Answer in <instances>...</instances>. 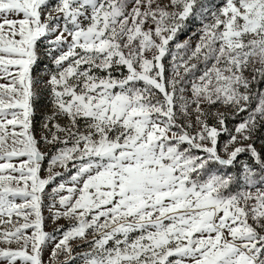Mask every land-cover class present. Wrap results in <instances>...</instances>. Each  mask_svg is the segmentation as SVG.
I'll return each instance as SVG.
<instances>
[{
  "label": "snow or ice",
  "instance_id": "obj_1",
  "mask_svg": "<svg viewBox=\"0 0 264 264\" xmlns=\"http://www.w3.org/2000/svg\"><path fill=\"white\" fill-rule=\"evenodd\" d=\"M0 264H264V0H0Z\"/></svg>",
  "mask_w": 264,
  "mask_h": 264
},
{
  "label": "rangeland",
  "instance_id": "obj_2",
  "mask_svg": "<svg viewBox=\"0 0 264 264\" xmlns=\"http://www.w3.org/2000/svg\"><path fill=\"white\" fill-rule=\"evenodd\" d=\"M197 26H198V25H195V24L190 25L188 31L185 32V33H183V34H181L180 37H179V39H180L181 41L184 40V39H187V38L189 37L190 33H191L192 31H194V29H195ZM191 39H192V43L194 44L195 41H196V39H197V37L193 36ZM239 159H244V156L239 157ZM45 215H47V212H45ZM51 227H52L51 224H49L47 230L51 231ZM45 259H47V256H45Z\"/></svg>",
  "mask_w": 264,
  "mask_h": 264
}]
</instances>
